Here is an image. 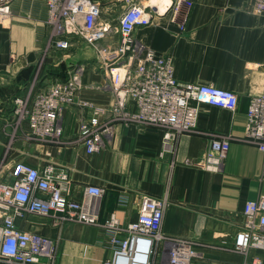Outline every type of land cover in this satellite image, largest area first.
Segmentation results:
<instances>
[{
    "label": "crops",
    "instance_id": "0c3cea01",
    "mask_svg": "<svg viewBox=\"0 0 264 264\" xmlns=\"http://www.w3.org/2000/svg\"><path fill=\"white\" fill-rule=\"evenodd\" d=\"M94 1L100 3V23L116 24L126 6L125 0ZM128 1L154 13L150 24L134 30L139 43L169 58L177 80L236 93V108L200 103L194 130L180 134L172 153H160V129L120 122L104 135L100 151L87 153L79 125L94 114L78 104L63 112L60 143L29 140L27 122L14 125L16 96L42 91L47 80L65 76L77 64L83 65L79 99L106 107L113 94L104 87L107 78L90 45L74 40L68 50H56L44 2L13 0L8 18L0 20V179L9 176L13 161L23 160L38 169L52 164L67 170L64 192L72 199L81 200L86 184L104 189L91 198L98 224L57 227L35 214L17 218L15 224L56 240L57 264H104L116 238L104 226L109 215L126 225L137 219L138 194L166 196L160 229L164 240L149 255L150 264H169L168 238L194 244L198 255L191 264H255L263 252L243 255L232 244L244 203L264 196V152L243 138L249 99L264 91V12H253L252 0ZM41 62L44 76L35 78L33 67ZM98 119L107 121L104 115ZM219 136L230 138L223 165L217 172L206 171L204 153L210 139ZM121 197L126 198L123 205L118 204Z\"/></svg>",
    "mask_w": 264,
    "mask_h": 264
},
{
    "label": "built area",
    "instance_id": "2783aa9c",
    "mask_svg": "<svg viewBox=\"0 0 264 264\" xmlns=\"http://www.w3.org/2000/svg\"><path fill=\"white\" fill-rule=\"evenodd\" d=\"M13 0H0V20H6ZM46 6V23L52 30L56 50H68L74 40H82L95 51L97 67L106 75L104 84L113 99L106 107L79 99L84 87L83 65H74L65 76L46 81L42 91L31 89L13 99L14 125L26 121L29 140L60 143L61 118L71 104L89 108L94 114L79 125V136L87 153L100 151L104 135L114 123L137 124L162 131L161 154L172 153L180 134L196 126L199 104L204 102L228 110L237 105V94L211 83L177 80L170 59L139 43L134 37L137 27L151 23L154 13L144 4L126 1L116 24L100 23V3L94 0H42ZM252 11L264 12V0H252ZM39 69V68H37ZM38 72L35 74L37 78ZM106 116L100 123L98 116ZM244 140L264 152V91L252 95L246 112ZM229 136L213 137L203 156L202 168L217 172L227 154ZM6 164V163H4ZM9 176L0 179V262L7 264H57L58 242L42 234L21 229L15 219L29 214L46 217L51 224L78 222L98 224L91 198L100 197L104 189L95 184L83 187L81 200L65 194L69 174L52 164L35 168L16 160L7 169ZM264 176V166L262 170ZM137 219L122 225L111 213L104 226L116 236L111 258L104 264H137V256L149 255L164 240L161 225L168 204L166 196L137 195ZM125 197L118 204L123 205ZM243 221L235 235L232 249L243 255L250 250L263 252L255 264L264 263V196L247 200L242 208ZM169 264H191L198 255L192 242L168 238Z\"/></svg>",
    "mask_w": 264,
    "mask_h": 264
},
{
    "label": "bare ground",
    "instance_id": "6f19581e",
    "mask_svg": "<svg viewBox=\"0 0 264 264\" xmlns=\"http://www.w3.org/2000/svg\"><path fill=\"white\" fill-rule=\"evenodd\" d=\"M146 263V257L145 254L140 253L137 256V264H145Z\"/></svg>",
    "mask_w": 264,
    "mask_h": 264
},
{
    "label": "trees",
    "instance_id": "16d2710c",
    "mask_svg": "<svg viewBox=\"0 0 264 264\" xmlns=\"http://www.w3.org/2000/svg\"><path fill=\"white\" fill-rule=\"evenodd\" d=\"M44 69V68H43ZM43 71L44 70H42L41 68H39V69H37V66H34L33 67V75H35L37 72H38V74H37V78H41L42 77V75H43ZM46 74H48V73H46ZM44 76V75H43Z\"/></svg>",
    "mask_w": 264,
    "mask_h": 264
},
{
    "label": "rangeland",
    "instance_id": "374dc122",
    "mask_svg": "<svg viewBox=\"0 0 264 264\" xmlns=\"http://www.w3.org/2000/svg\"><path fill=\"white\" fill-rule=\"evenodd\" d=\"M42 62H43V61H42ZM42 62L40 63L41 65L39 66V68H41V69L43 68V63H42ZM38 64H39V63H38Z\"/></svg>",
    "mask_w": 264,
    "mask_h": 264
}]
</instances>
